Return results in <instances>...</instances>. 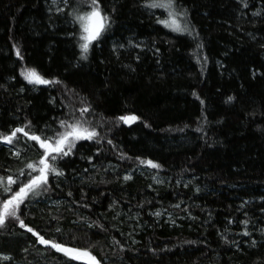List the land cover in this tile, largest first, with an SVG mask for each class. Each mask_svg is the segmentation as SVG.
I'll return each mask as SVG.
<instances>
[{"label": "trees", "instance_id": "16d2710c", "mask_svg": "<svg viewBox=\"0 0 264 264\" xmlns=\"http://www.w3.org/2000/svg\"><path fill=\"white\" fill-rule=\"evenodd\" d=\"M141 2L103 0L107 11L116 7L114 23L98 46L93 45L88 60L81 61L76 40L70 37L73 25L50 12L48 0H0V85L8 89L0 88V129L26 120H31L37 131L45 124L55 127L53 117L59 119L68 111L62 101L70 107L78 104L72 93L65 95L59 86L27 85L20 76L23 67H34L48 79H61L68 89L92 103L98 114L94 120L102 117L112 122L100 131L107 132L117 148L131 158L120 159L105 145L104 153L88 164L80 156L94 155L96 146L89 142L77 145L74 162L65 169L68 178L61 182L64 191L57 189L48 201H65L61 212L68 219L61 239L71 244L67 237L76 230L68 222L76 214L66 211V191L71 188L79 199L83 187L89 202L95 198L97 203L92 213L88 209L77 213L99 219L110 229L107 234L91 236V242L101 240L103 251L93 249L98 258L112 254L114 238L131 249L122 254L126 264H264V247L252 249L249 238L236 235L243 230L238 221L246 218L243 212L247 211V218L256 225L252 238L264 241L259 233L264 228V214L259 210L264 205V20L252 15L264 10V2L248 0L249 7L242 9L236 0H183L203 44L201 63L194 55L193 38L157 24L149 10L137 6ZM152 11L161 14L159 9ZM111 41L119 47L116 52ZM129 41L139 47H130ZM13 44L21 49L22 61L16 58ZM229 96L235 97L234 102H226ZM52 97L55 104L49 103ZM124 114L140 119L131 125L117 122L116 117ZM197 127L203 131H195ZM17 147L26 148L27 157L37 158L33 147ZM137 157L158 162L162 168L141 166ZM5 166L16 172L22 164L0 145V174ZM109 166L113 170L104 172ZM113 171L116 175L131 173L133 179L115 181ZM153 176L164 183L155 184ZM81 178L97 183L82 185ZM101 179L113 182L99 183ZM113 200L119 202L118 217L108 211ZM243 201L249 203L238 210ZM176 203L181 207H172ZM140 204L144 206L138 207ZM39 208L32 209L35 219L29 217L27 222L46 237L57 238L46 231L47 213ZM157 210L161 217L149 215ZM229 218L237 223L228 224ZM20 232L0 234V254L15 257L0 264H26L21 260V248L29 238ZM222 233L229 242L239 241L243 250L225 244ZM89 243L82 234L75 241L80 247ZM150 249H156L155 255ZM28 255L35 258L39 253L30 249ZM52 256L51 264H62L63 257Z\"/></svg>", "mask_w": 264, "mask_h": 264}, {"label": "snow or ice", "instance_id": "6c2138e0", "mask_svg": "<svg viewBox=\"0 0 264 264\" xmlns=\"http://www.w3.org/2000/svg\"><path fill=\"white\" fill-rule=\"evenodd\" d=\"M236 2L241 5L242 9L249 7L248 0H236ZM137 6L149 10L155 16L156 23L162 25L171 33L180 36H191L195 41L194 55L196 61L197 63H201L200 53L203 49V44L198 40L199 34L195 32L194 26L191 24L190 11L183 3V0H142ZM52 9H55V15L57 17L63 16L66 22H70L73 25L74 31L70 33V37L76 40L80 52L79 60L81 61H87L93 45L98 46L99 42L108 34L114 23V13L116 12L115 6L112 7L110 12L107 11L103 7V0H51L49 11L51 12ZM156 9L161 10V15H156L152 11ZM252 15L264 20V10L253 11ZM129 46L132 48L139 47V45L133 44L131 41H129ZM12 47L15 50L16 58L22 61L23 55L21 49L15 44ZM120 47L124 46L121 45ZM261 47H264V44ZM113 51L116 52L117 49L114 48ZM156 51L158 52L159 49H156ZM136 59L139 61L138 56ZM203 60L206 62L207 56H204ZM125 67L132 72L136 70L131 65H125ZM253 75L255 76L256 73L254 72ZM20 76L27 85H43L45 87L59 86L64 90L65 95L72 93L77 99L78 104L70 107L67 104H63L62 101L63 107L68 108V111L59 119L53 117L55 127L51 124H45L43 128L37 131V126L31 120H26L19 125L0 129V145L8 148L10 158H14L22 164V167L16 172H13L11 168L5 166L3 167L4 174H0V234L6 231L11 234L19 229L21 230V236L27 235L29 238L27 246L21 248V260L25 261L26 264H51V260L55 258L52 256V253L59 254L64 258L62 264H71V262H77V264H126L125 256L122 254L131 251V249L125 248L121 241L114 238L111 240V246L114 249L111 255L105 253L104 256L98 258L97 254L94 253L93 249L99 248L100 251H103V248L101 246V240L91 242V236L98 233L107 234L110 229L101 223L99 219L94 220L90 216L77 213L78 209H88V212L92 213L97 203L95 198H92L89 202L88 193L83 187L79 189V199L74 197L71 188H68L66 191V197L68 198L66 211L76 214L74 219L68 221L76 229L67 237V239L72 241L71 244L61 239V237L65 236L64 221L68 219L61 212L65 201L48 203L52 199V194L57 189L64 191L61 182L68 178L65 169L69 164L74 162L72 158L78 153L77 145H82V142H89L96 146L94 155L87 157L80 156L81 159H87L88 164L93 163L94 156L100 157L104 153L105 145L110 146L112 151L117 152L118 158L131 159L117 148L113 140L108 137L107 132L100 131V129L105 128L106 124L112 122L106 121L102 117L94 120L98 114L92 103L86 97H80L79 92L68 89V86L61 79L45 78L34 67H23L20 70ZM0 88H4V86L0 85ZM7 90V88H4V91ZM19 92L23 93L24 88L21 87ZM193 95L199 100L201 105L205 104V101L198 95L195 93ZM234 100L235 97L229 96L226 102L232 103ZM55 102V97L49 100L51 104H55ZM20 110L17 109V111ZM139 119L140 117L134 114H124L116 117L117 122H123L126 125H131ZM114 126L118 127L119 123H116ZM144 127H150V124L144 123ZM110 130L109 128L108 131ZM180 131H183V129H180ZM195 131L202 132L203 128L197 127ZM18 145L33 147L37 152V158L32 159L27 157L25 155L27 149L23 147L18 148ZM136 159L141 166H146L157 171L162 168L160 163L154 162L151 159L143 160L139 157ZM110 170H113L112 166L103 168L104 172ZM88 171V168H84V172ZM99 172L100 169H97V174ZM75 176L76 170L73 169L72 177L75 178ZM132 179L133 176L131 173L116 175L115 171H113V180L115 181L127 183ZM152 179L155 184L160 185L164 183L162 180H157L155 176ZM113 180L101 179L99 183L108 184L113 182ZM80 183L91 186L97 182L81 178ZM184 187H188V185L185 184ZM199 191V189H196L197 193ZM118 203V201L113 200L108 208V211L113 212L114 216L117 217L120 215V212L116 210ZM146 203L151 204L152 202L146 201ZM248 203L249 201H243L238 210H243ZM41 204L44 205L43 208H39ZM137 206L143 207L144 205L140 204ZM172 207L180 208L181 204L176 203ZM33 208H39L42 213H47L48 228L46 231L54 232L57 238L46 237L45 234H42L41 230L31 226L27 222L29 217L35 219V216L32 215ZM181 210L187 211V209ZM259 210L264 214V205ZM100 215H104V213ZM149 215L161 217L162 212L157 210L154 213L150 212ZM209 215L211 216V214ZM243 216L246 218L238 221V224L243 226V230L236 233V235L249 238V244L252 249L264 247V241H258L252 238L254 230H256V225L252 223L251 218H247L249 216L248 212L244 211ZM42 218L44 217L42 216ZM190 218L195 219V217ZM170 220L171 223L175 224V220L171 219V217ZM233 223H237V221L229 218L228 224ZM115 230L119 231V228H115ZM259 233L261 236H264V228L259 229ZM81 234L90 240L87 247H80L75 244L76 239ZM221 238L229 246L235 244L236 251L243 250L240 247L239 241L233 240L229 242L223 236V233L221 234ZM188 243L192 244L193 242L189 241ZM30 249H34L39 253V256L29 258L28 254ZM163 250L167 251V249ZM150 251L155 255L156 249H150ZM14 260L15 257L11 255L0 254V261L12 262Z\"/></svg>", "mask_w": 264, "mask_h": 264}, {"label": "rangeland", "instance_id": "374dc122", "mask_svg": "<svg viewBox=\"0 0 264 264\" xmlns=\"http://www.w3.org/2000/svg\"><path fill=\"white\" fill-rule=\"evenodd\" d=\"M50 3H51V0H48V7H49ZM51 12H55V9H52ZM159 15H161V14H159ZM109 38H110V37H108V39H109ZM113 42H114V41H111V45H112L114 48H116V49L119 48V47H116V46H115V45H116L115 43H117L116 40H115V43H113ZM131 42H132L133 44H135V42H133V41H131ZM112 43H113V44H112ZM120 45H121V44H120ZM120 45H118V46H120Z\"/></svg>", "mask_w": 264, "mask_h": 264}]
</instances>
